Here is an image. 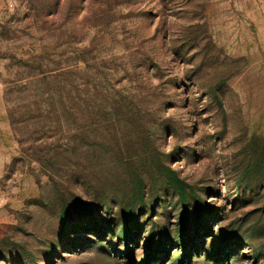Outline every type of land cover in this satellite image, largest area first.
Masks as SVG:
<instances>
[{"label": "rangeland", "instance_id": "374dc122", "mask_svg": "<svg viewBox=\"0 0 264 264\" xmlns=\"http://www.w3.org/2000/svg\"><path fill=\"white\" fill-rule=\"evenodd\" d=\"M61 74L95 141H18ZM0 264H264V0H0Z\"/></svg>", "mask_w": 264, "mask_h": 264}, {"label": "trees", "instance_id": "16d2710c", "mask_svg": "<svg viewBox=\"0 0 264 264\" xmlns=\"http://www.w3.org/2000/svg\"><path fill=\"white\" fill-rule=\"evenodd\" d=\"M44 82L51 93L43 96L37 93L34 98L29 95L26 100H20V107H15L6 93L8 117L14 132L18 133L19 126L32 129L29 135H23L20 137L23 139L18 141H95V94L86 95L88 101L82 109L80 105L78 108L67 109L63 104L64 97L59 94L61 92L57 95L52 90L54 87L62 92L65 90L67 84L63 75L35 80L32 84L38 86ZM23 89L28 90L27 86ZM67 102L77 104L69 97ZM24 136L28 137L25 139Z\"/></svg>", "mask_w": 264, "mask_h": 264}]
</instances>
